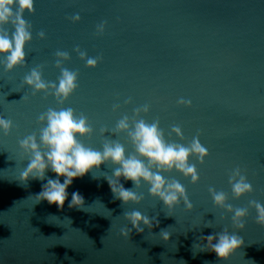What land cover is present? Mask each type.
<instances>
[{
  "label": "water",
  "instance_id": "water-1",
  "mask_svg": "<svg viewBox=\"0 0 264 264\" xmlns=\"http://www.w3.org/2000/svg\"><path fill=\"white\" fill-rule=\"evenodd\" d=\"M23 19L31 34L24 62L0 63V117L11 121L0 129V264H264L253 203L264 206V0H33ZM33 69L46 84L66 69L76 87L66 98L35 90L25 82ZM68 108L87 118L92 131L76 138L96 150L118 142L135 154L128 131L141 119L158 122L167 143L197 138L207 154L188 158L196 181L175 168L159 172L184 187L191 208L183 198L169 208L147 182L123 178L141 198L122 202L105 179L118 167L111 162L75 178L62 207L38 201L46 180H20L29 160L20 141L39 140L49 109ZM124 117L129 129L117 130ZM236 171L252 189L239 196L230 183ZM73 192L83 203L69 207ZM213 193H224L232 211ZM235 209L246 210L242 228ZM133 211L152 226L137 231L126 217ZM225 231L243 241L232 255L201 251L203 237Z\"/></svg>",
  "mask_w": 264,
  "mask_h": 264
},
{
  "label": "clouds",
  "instance_id": "clouds-1",
  "mask_svg": "<svg viewBox=\"0 0 264 264\" xmlns=\"http://www.w3.org/2000/svg\"><path fill=\"white\" fill-rule=\"evenodd\" d=\"M25 9L33 10V0H0V56L4 58L0 63H3L6 69L22 64L25 59L24 47L31 39L29 25L23 19ZM9 23L14 28L11 33L4 27ZM58 55L66 57L65 53H58ZM80 55L84 58L86 54L80 53ZM86 63L94 66L96 60L89 58ZM25 82L35 90L51 87L58 98H66L76 87V74L65 69L62 70L58 84H46L41 79L40 73L33 69L25 77ZM180 102L186 103L183 100ZM143 110L147 111V106ZM39 119L46 122L40 131L39 140L35 135H30L20 141V147L29 158L26 168L20 174V180H46V183L41 185V191L36 194L38 201L46 200L49 204L62 207L68 197L67 189L75 178L84 176L106 162H111L118 167H115L112 175L106 176L105 179L115 197L122 202L139 201L141 197L131 189L125 188L120 183L121 178L131 181L137 187L141 180L147 182L150 185L149 193L158 196L169 208L177 204L181 198L184 199L187 207L191 208L184 187L174 180L168 182L159 172L175 168L186 176L191 175L192 180L196 181L198 179L196 170L194 166L188 164V158L192 154L200 158L207 154L197 138H193L187 147L167 143L158 122L148 124L141 119L135 122L132 130L128 131L135 146V154L126 155L124 146L118 142H107L102 150L82 144L76 138L77 134L86 135L92 129L88 125L87 118L83 115L77 117L71 108L60 111L49 109ZM10 127L11 121L0 117V129L6 133ZM116 127L117 130H128V118L124 117L118 121ZM173 130L180 134L179 128ZM140 157L145 158L147 163ZM153 168L157 171H153ZM49 172L54 175L48 177ZM237 176H239L238 180L235 179ZM230 183H232L233 193L237 196L252 190L251 185L239 174V171L230 177ZM213 200L216 204L232 211L231 206L224 203L226 200L224 193H213ZM82 203L83 197L78 192L71 193L69 207L79 206ZM253 203L257 209V223L264 224V206ZM245 215V209H235L233 223L242 228L243 222L240 218ZM126 217L137 231L143 230L139 227L141 222L149 227L152 226L149 218L139 212L126 213ZM123 234L127 235V232ZM161 236L165 240L170 238V234L166 231H161ZM203 239L206 241V247L200 246L201 251H211L222 259H227L243 243L237 235L226 231L215 235L209 234Z\"/></svg>",
  "mask_w": 264,
  "mask_h": 264
}]
</instances>
